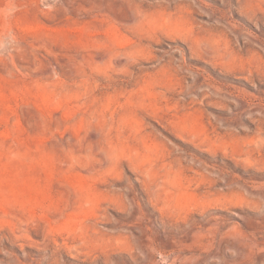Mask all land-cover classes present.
<instances>
[{"label":"rangeland","instance_id":"1","mask_svg":"<svg viewBox=\"0 0 264 264\" xmlns=\"http://www.w3.org/2000/svg\"><path fill=\"white\" fill-rule=\"evenodd\" d=\"M0 264H264V0H0Z\"/></svg>","mask_w":264,"mask_h":264}]
</instances>
